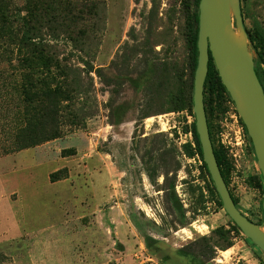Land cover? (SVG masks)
I'll list each match as a JSON object with an SVG mask.
<instances>
[{
	"label": "rangeland",
	"instance_id": "rangeland-1",
	"mask_svg": "<svg viewBox=\"0 0 264 264\" xmlns=\"http://www.w3.org/2000/svg\"><path fill=\"white\" fill-rule=\"evenodd\" d=\"M9 1L17 18L0 29V264H264L231 233L195 149L198 0H39L38 10L34 0ZM62 1L82 6L53 25ZM239 1L264 88V0ZM30 38L53 48L52 74L77 89L78 116L65 111L61 138L18 152L15 129L39 105L46 76L20 53ZM180 91L185 109L171 112ZM204 102L237 208L264 226V181L236 107L218 89H204ZM61 170L68 178L52 183Z\"/></svg>",
	"mask_w": 264,
	"mask_h": 264
},
{
	"label": "water",
	"instance_id": "water-1",
	"mask_svg": "<svg viewBox=\"0 0 264 264\" xmlns=\"http://www.w3.org/2000/svg\"><path fill=\"white\" fill-rule=\"evenodd\" d=\"M234 23L238 30L234 28ZM239 31L241 38H236ZM198 62L194 75L193 114L203 160L223 209L243 235L264 253V226L251 222L237 208L220 170L210 136L204 89L211 58L247 130L264 180V89L255 59L246 43L239 0H201L199 4ZM264 212V201H263Z\"/></svg>",
	"mask_w": 264,
	"mask_h": 264
},
{
	"label": "trees",
	"instance_id": "trees-1",
	"mask_svg": "<svg viewBox=\"0 0 264 264\" xmlns=\"http://www.w3.org/2000/svg\"><path fill=\"white\" fill-rule=\"evenodd\" d=\"M200 1L201 0H198L199 4H200ZM38 3H39V0H34L33 2V7L36 8V10H38V6H37ZM72 5L73 7L76 6L79 8H81L82 6L79 4L78 1H76L75 3H67V2L62 1L61 3L62 11L57 12L56 10V12L51 14V16L48 18V22L52 23L53 25L63 24L65 21V15H63V13H65L66 8L71 7ZM11 7H12V4L9 0H0V29L6 28L7 26H11L13 25V23L16 22L15 19L17 17L14 13H12ZM95 9L96 7L94 5L89 7V10H92L94 12L92 13L94 17H96ZM35 16L36 17L38 16L37 12ZM25 19L26 18H21V22L22 21L24 22ZM196 23H197V28L190 42L191 54H192V57L194 58V72L196 71L197 62H198L197 43H198L199 15H197ZM52 31L56 32L57 29L56 30L52 29ZM37 35H40V30H38ZM36 39H40V36H37ZM33 40L34 39L32 38H30V41H24L23 39H21L20 45H23L22 48L25 50H23V52H20V53L24 55L23 60L25 62H29L30 65H35L36 67H39V69H41L42 71V75H46V76H44L41 79H38L37 81L39 83L37 86L40 85V88L38 90H41L40 91L41 96L38 98L39 105L37 107L30 108L28 112L24 113V116L22 119V123H24L23 127L21 126L15 129L16 133L14 137H15L16 146L14 148V151H18V152L23 151V150H28L31 148H35L47 142L54 141L56 139L61 138L62 136L61 128L63 124H62V121L60 122V120L62 118H66V115H72L73 119L77 118L78 116L76 109L73 108L74 107L73 100L75 99L76 95H78L77 89H73V90L69 89L70 86L69 84H67V80H68L67 74H65L64 76H60V77H56L55 75L52 74V67L55 65V63H59L58 59L54 60V53L51 52L53 48L48 45H43V43H40V42L39 43L33 42ZM72 40L74 41V43H76V47L73 46L75 50L81 53L84 52L86 56L90 55L89 52L87 53L84 50H79V48L77 47V43H78L77 39H72ZM256 71H257V76L260 79L258 70ZM215 76H216V79H215ZM24 78H25V82L29 80L28 75H25ZM78 87H79V84H78ZM205 89H210L211 91L214 89H218V91L221 94H225L230 98L226 88L223 86L221 82V79L219 77V74L216 70V67H215V64L212 58L209 64V73L206 79ZM68 90H71V91H68ZM23 93L25 94V92ZM26 98L27 96L25 97V99ZM64 103H67V105H63ZM192 106H193V99H192ZM70 108H73V110ZM184 109H185V94L183 91H180L178 92L177 95L173 96V104H172V107L170 108V111L171 112H181ZM67 110H69V113L64 115L65 111ZM37 118H38V121H36ZM243 127H244L245 132L247 133V130L244 124H243ZM194 129H195L196 152H198V154L200 155L203 161L204 168L212 183L213 190L216 193V195H218L216 192L215 186L213 184V181L210 177V174L208 172L207 166L203 160L201 144L199 141V137L197 134L195 124H194ZM249 143L251 147V152L255 156L253 145H252L250 138H249ZM185 150L189 156H193L195 154L193 151V148L189 144L185 145ZM214 150H215V155H216L220 170L222 172V175L224 177V180L226 181L227 186H229L227 179L225 177L224 170H223L224 166H226L225 165L226 160L217 149L214 148ZM6 152H9V151L7 150ZM10 152H13V151H10ZM66 153L74 154L75 152L74 151L68 152V150H66L63 152V155ZM260 175L262 177V174ZM67 178H68V174L66 170L57 171L53 173L50 177L52 183L65 180ZM234 202L237 206V201L235 199H234ZM220 204L222 206V202ZM231 224H232L231 233H235L237 235L242 236L243 233L240 231V229L232 221H231ZM247 240L251 242L252 245L256 246L255 244H253L251 240L249 239ZM177 254L180 255L183 253L181 250H178ZM180 256H183V255H180Z\"/></svg>",
	"mask_w": 264,
	"mask_h": 264
},
{
	"label": "bare ground",
	"instance_id": "bare-ground-1",
	"mask_svg": "<svg viewBox=\"0 0 264 264\" xmlns=\"http://www.w3.org/2000/svg\"><path fill=\"white\" fill-rule=\"evenodd\" d=\"M235 36H236V38H238V39L241 38V34H240V32L237 31L236 34H235Z\"/></svg>",
	"mask_w": 264,
	"mask_h": 264
},
{
	"label": "flooded vegetation",
	"instance_id": "flooded-vegetation-1",
	"mask_svg": "<svg viewBox=\"0 0 264 264\" xmlns=\"http://www.w3.org/2000/svg\"><path fill=\"white\" fill-rule=\"evenodd\" d=\"M256 70H258V68L256 67ZM257 72V71H256ZM260 80V83H261V85H262V82H261V79H259ZM263 86V85H262ZM264 89V88H263Z\"/></svg>",
	"mask_w": 264,
	"mask_h": 264
},
{
	"label": "built area",
	"instance_id": "built-area-1",
	"mask_svg": "<svg viewBox=\"0 0 264 264\" xmlns=\"http://www.w3.org/2000/svg\"><path fill=\"white\" fill-rule=\"evenodd\" d=\"M191 145H192L193 147H195L193 143H192ZM204 193H206V192H204Z\"/></svg>",
	"mask_w": 264,
	"mask_h": 264
},
{
	"label": "crops",
	"instance_id": "crops-1",
	"mask_svg": "<svg viewBox=\"0 0 264 264\" xmlns=\"http://www.w3.org/2000/svg\"><path fill=\"white\" fill-rule=\"evenodd\" d=\"M176 251V250H175Z\"/></svg>",
	"mask_w": 264,
	"mask_h": 264
}]
</instances>
